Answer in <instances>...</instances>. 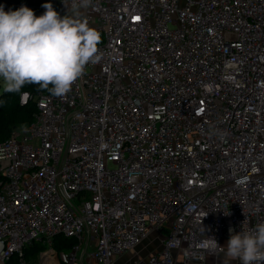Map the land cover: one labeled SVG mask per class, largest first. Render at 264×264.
I'll list each match as a JSON object with an SVG mask.
<instances>
[{"label": "built area", "instance_id": "1", "mask_svg": "<svg viewBox=\"0 0 264 264\" xmlns=\"http://www.w3.org/2000/svg\"><path fill=\"white\" fill-rule=\"evenodd\" d=\"M32 2L63 17L80 0ZM79 11L101 59L63 97L22 93L32 120L0 142V264H72L85 240L96 264H116L152 232L161 250L128 264L203 261L208 236L264 222V0ZM57 236L76 243L58 251Z\"/></svg>", "mask_w": 264, "mask_h": 264}, {"label": "clouds", "instance_id": "2", "mask_svg": "<svg viewBox=\"0 0 264 264\" xmlns=\"http://www.w3.org/2000/svg\"><path fill=\"white\" fill-rule=\"evenodd\" d=\"M90 2L80 0L72 14L63 17L50 2L42 5L45 11L40 16L24 5L9 11L0 5V88L3 92L21 93L30 84L55 97L71 91L72 85L84 75L86 66L101 59L98 48L101 34L81 18L79 11ZM229 232L225 248L209 236L202 247L213 254L224 252L225 264L233 259L241 264H264V222L247 231L241 229L233 234L229 229Z\"/></svg>", "mask_w": 264, "mask_h": 264}, {"label": "trees", "instance_id": "3", "mask_svg": "<svg viewBox=\"0 0 264 264\" xmlns=\"http://www.w3.org/2000/svg\"><path fill=\"white\" fill-rule=\"evenodd\" d=\"M51 87V86H50ZM38 92L48 93L42 90L38 85H25L21 93H0V142L6 140L11 132L20 126L31 122V116L34 111V104L28 102L25 105L20 103L22 93L36 94ZM76 241L73 238L57 236L54 239V248L58 251L68 252ZM44 249L41 243H34L31 247L25 249L27 259H35L40 250Z\"/></svg>", "mask_w": 264, "mask_h": 264}, {"label": "crops", "instance_id": "4", "mask_svg": "<svg viewBox=\"0 0 264 264\" xmlns=\"http://www.w3.org/2000/svg\"><path fill=\"white\" fill-rule=\"evenodd\" d=\"M11 7H15L14 0H9ZM17 6V5H16ZM21 5H19V8ZM162 237L156 232L149 234L140 244L132 250L116 258V264H128L132 259H140L144 261L152 253L158 252L162 248ZM228 239L222 238L219 242L221 248H225ZM93 243L91 241H84L75 255V260L72 264H96L94 260L89 258L88 254L93 250ZM226 255L224 252L218 254H206L203 261L184 260L180 252L175 253V264H225ZM228 264H241L237 259L230 260Z\"/></svg>", "mask_w": 264, "mask_h": 264}, {"label": "rangeland", "instance_id": "5", "mask_svg": "<svg viewBox=\"0 0 264 264\" xmlns=\"http://www.w3.org/2000/svg\"><path fill=\"white\" fill-rule=\"evenodd\" d=\"M13 2H14L15 7H13V8L11 7V10L18 9L19 8V5H21L20 3H22L23 5H25V4H28V5L32 4L35 7V9H33V11L35 12V14L37 16H40V15H42L44 13V10L42 9L43 7H42V4L41 3H37V2L36 3H33L32 0H14ZM55 10H56V8H55ZM2 91H3L2 88H0V93Z\"/></svg>", "mask_w": 264, "mask_h": 264}]
</instances>
